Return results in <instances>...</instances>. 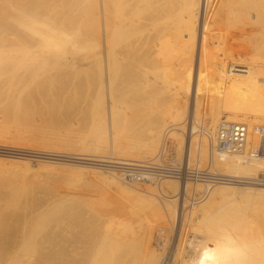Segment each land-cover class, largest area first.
Listing matches in <instances>:
<instances>
[{
	"label": "bare ground",
	"instance_id": "obj_1",
	"mask_svg": "<svg viewBox=\"0 0 264 264\" xmlns=\"http://www.w3.org/2000/svg\"><path fill=\"white\" fill-rule=\"evenodd\" d=\"M91 1L93 6L89 5L84 8L88 15V18L85 17L87 18L86 21L90 20L89 22L87 21L88 31L86 32H88V36L85 32L90 44L82 45L84 47L80 46L78 42L80 38L79 40L77 39L78 41H73L70 38L71 36L67 35V29L60 27L62 20V24L66 21L67 26L75 21L74 19L71 22V15L66 18L67 13L60 12L59 14H62L63 18L60 16L62 18L59 19L61 23H58L60 24L59 26L56 25L60 28H53L51 27V21V24L49 21V23H45L47 18H45V22L41 21L43 18L40 20L34 13L28 12L26 6H17L18 11L15 12L14 8L10 7L13 10V16L15 17L17 14L18 21L15 19L13 21L17 28L14 26L12 31V27L8 31V27L6 30V27H3L2 29L4 30H0L1 33L2 31H7L10 32L8 35H12L11 39L4 38L1 41L0 63L4 62L2 65L7 62L11 63V71L15 72L23 68H32L30 70L40 72L43 70V65L51 59V49H48L49 52L45 49L46 47L55 46L58 49L59 47L71 46L69 48H72V52H64L60 55L62 51H65L64 48L63 50L61 48L60 54L57 57L55 56L64 66V80L62 81L66 86L69 83L67 80L70 75L75 80H78L80 75H84L82 77L89 86L84 85L87 90L95 87L97 89L96 92L99 91L98 95L96 92H92L98 96L97 101L93 104L94 115L97 117L94 121L92 120L95 127L106 122H109L110 126H119L118 122L121 124L119 118H126L125 115L119 117L121 113L123 115L122 111L126 107H124L126 104H123L124 101L127 102L123 99L124 94L134 90L137 92L140 88L139 91L142 90V96L139 92L138 94L139 97H143V100H139L144 102V105L145 102L150 104L149 102H153V100L154 105L156 100L167 103V108L163 110L157 104L159 110L157 109L154 112L157 115H160V113L164 114L163 117L168 120L164 127L159 124L156 125L154 122L155 126L153 124L151 129V125L147 124L149 128L146 131L148 129L151 130L146 136L147 143L145 142L146 145H143V152L149 156L156 154L161 140L162 147H164L162 149L172 148L176 143L181 151L184 148L182 165L183 167H186V165L189 168L192 167V169H195V173L254 179L259 172H264V156L249 158L241 154L221 155L214 149L212 150L214 135L218 125L224 120L247 123L251 133L249 139L254 144L256 143V136L253 130L256 126L264 125V0ZM99 9L101 10V16ZM10 10L6 12L11 14ZM70 10L72 9L70 8ZM70 10L65 11L70 12ZM75 11L73 9L72 12L75 13ZM8 14L5 17L6 23ZM3 18V12H1L0 22ZM55 22L57 23V20ZM7 24L12 26L13 23L9 22ZM72 28L70 29L72 30ZM21 31L23 33L29 31L37 34L40 39L36 41L29 40L27 36H20ZM102 36L105 39V47ZM83 41L82 39L80 40V42ZM9 46L10 48H8ZM84 49L87 52L80 53ZM124 61H128L130 64L134 63L139 69L132 70L134 72L138 70L137 73H133L134 76L130 72L131 68L129 71L127 69L128 73L130 72L127 81L130 79L133 81L131 82L130 80L129 84L127 83L128 86L131 83L133 84L132 88L127 86L131 88V90L127 88L129 90L127 92L124 89H120L121 87L119 88L122 82H127L126 79L128 78H125L126 67L123 64ZM134 64L125 66L134 67ZM93 67H95L96 72ZM2 72L5 73V70ZM26 72H28L27 69ZM82 82L78 80L81 86H83ZM60 85L65 88L62 82ZM76 85L79 86L78 84ZM135 86L139 88L137 89ZM123 88L126 89L124 86ZM117 89L120 90L118 91ZM88 91H91V89ZM184 95H186V98ZM190 95L195 98L193 111L192 109L189 111V114L194 117V124L197 121V125L200 126L199 119H201L202 108L206 106V114H204L206 117V129L201 127L203 128L201 132H204L205 142L203 141L204 144L201 150L203 153L200 151L202 153L200 157L204 156L205 160H208L206 159L208 157V142L210 165L207 172H203L206 168L203 167L201 169L192 165L193 163L191 164L192 160H194L192 139L194 134H197L194 132H196L198 126H191L188 123V128H186V124L180 127L178 122L186 115L182 103L187 104V99L191 97ZM169 102H172V105L168 107ZM153 107L151 105V109ZM150 111L152 112V110ZM146 112L142 113L146 114ZM222 114H225L226 118L219 121ZM149 115L151 117L153 114L149 113ZM157 115L152 117L156 118ZM150 117L148 118L152 119ZM123 121L122 118V123L125 122ZM150 122L151 120L148 123ZM124 124L120 126H124ZM182 124L184 123L182 122ZM180 131H182L181 133H186L187 138L180 137ZM131 146H128L130 147L129 150H134L135 146H132L133 148ZM200 161L202 162L201 158ZM86 162H93L95 165H106L91 160ZM152 163L154 164V161ZM179 164L181 165V162ZM179 164L175 163V167L180 166ZM124 169L121 171L123 173L122 181L127 179V172L132 175L139 172L137 167H124ZM168 169L167 167L166 170ZM118 171L113 172L112 176L115 178L111 177L110 181L117 186H121L118 181V176H120ZM165 171L163 173H166ZM169 173L156 175L158 177L152 174H143L149 175L151 178H160V184L166 189L165 196L170 199L168 202L172 206H176V203L180 201L178 195L182 192L186 194L187 190L192 188L190 183L192 181H182L179 184V191L174 193L169 187L170 180L174 178V175L168 176ZM146 175L144 179L147 177ZM247 181H232L234 184L244 187L231 186L229 184H232V182L226 180L214 182L210 178L194 181L203 183L201 184L205 186L203 187L205 188L203 193H207L211 187L214 188L209 191L211 193L210 195L208 194L209 198L207 197L206 203L202 204L203 206L201 207L198 206L199 210L191 208L196 210L194 212L192 210V214L190 212L186 215L180 213L183 216L179 231H177V226H173L172 230L174 233L165 234L166 238H164L165 242L162 246L156 240L157 244H153L155 242L153 239L156 238H154L155 224L162 223L167 225L166 220L173 219L176 212H172L170 211L172 209L167 208L168 211L166 210L167 214H165L156 197H151L153 194H150L151 196H142V205L150 208L153 215L149 216H152V219L150 222L146 221V223L142 220L132 219L130 218L131 216L129 218H121L120 215L119 217L118 215H113V212L109 213L110 209L107 212L100 204L98 206L93 199L87 197H64L59 202L43 204L42 217L38 215V219L41 218L42 220L41 227L26 231V228L24 229L22 226V229L26 232L25 234H19L20 231L18 233L14 228V237L9 241H5L3 243L4 246L1 243L3 247H0V264H264V243L254 247L249 246L252 242L250 237H252L253 231L257 230L258 226L260 227L264 222L262 219L264 206H262V211L257 212L263 215L262 217L259 214L258 216L253 215L254 211L249 213L251 208L255 210V207H253L255 206V204L253 205L255 201L264 200L262 195L264 194L262 193L264 192V185ZM21 187L23 188V186ZM24 189L27 191L28 188ZM16 191H19L18 188ZM239 198L241 200L244 198L245 200L238 202ZM183 202L185 203L186 200L184 201L183 199ZM200 202H198V205H201ZM246 204H248V207L249 204H252V207L250 206L251 208L249 209ZM260 204L258 206H261ZM1 208L4 210L6 207L3 208L2 206ZM256 210L258 211V209ZM1 213L3 212H0V215H2ZM185 213L187 212L185 211ZM8 214L10 213L8 212ZM13 214L12 216L16 212ZM12 216L10 215L9 220ZM4 219L8 220L6 217ZM4 219L2 217V220ZM36 220L35 224H38ZM2 222L0 224L6 225L7 223L8 226L10 225L9 221V223ZM5 229L8 230V227ZM177 232L179 233L177 234ZM176 234L178 235L177 241L175 239L172 240V235L176 237ZM6 238L8 240V237ZM187 248L190 249L187 250Z\"/></svg>",
	"mask_w": 264,
	"mask_h": 264
},
{
	"label": "rangeland",
	"instance_id": "obj_2",
	"mask_svg": "<svg viewBox=\"0 0 264 264\" xmlns=\"http://www.w3.org/2000/svg\"><path fill=\"white\" fill-rule=\"evenodd\" d=\"M92 3L93 2L91 0H0V6H1L0 9L2 10V11L0 10V13L3 12V15H4V18L0 22V30H4L2 29L3 27L4 28L6 27L5 30L8 27V31H10L11 27H12L11 31L13 30L14 26L15 28H17V26L14 25L13 21L14 19L17 20L18 17H17V14L15 15V17L13 16V12H12L13 10L10 7H13L14 12H15V11H18L17 6H22V5L26 6L28 12L34 13V15L36 17L38 16V19L40 20L43 18V20L41 21L45 22L44 20L45 18H47L45 23H49L50 21L52 22V24L55 23L54 25H52L50 22L51 27L53 28L54 27L57 28L60 25L58 23H61V22L63 23V20L62 21L60 20L61 22L59 21V19L63 18L62 14H59V13L63 11L65 14L67 13V15L65 16L66 18L70 17L71 15V18H72L71 22L74 21V19L75 21L72 22L69 26H67L68 24H66V21H65L64 24L61 23L60 27L63 29L65 28L67 29V30L65 29L67 35L71 36L70 38L73 39V41H78L79 38L80 40L82 39V41L84 40L83 42H80V40L78 41L80 43V46L90 44L88 37H87L88 32H86L88 31L87 25L90 20H87L88 22L86 21V19L88 18L87 17L88 15L85 12L86 9L84 8L88 7L89 5L93 6ZM100 7H101V3H100ZM70 8L72 10H70ZM73 9L76 10L75 13L72 12ZM8 10H10L12 13L9 11V13L11 14H8V12H6ZM65 10H68V11L70 10V12L65 11ZM99 12L101 16L100 9H99ZM7 14L9 15L7 17L9 20V21L7 20V23L9 22L13 23L12 26H10L11 24L6 23L5 17L7 16ZM50 17H51V20H50ZM56 20H57V23L55 22ZM67 20L69 21V19ZM15 24H16V21H15ZM70 28H72V30ZM68 30H71L72 32ZM4 32H7V31H4ZM4 32L3 31L2 33L0 32V35H1L0 44H1V41L4 40V38L11 39L12 35L11 36L10 34L8 35V33L10 32H7V33H4ZM85 32L87 36L85 35ZM22 33L23 32L21 31L20 36L22 37L27 36L29 40L36 41L40 39L39 38L40 36L32 32L28 31L27 33H23V34ZM72 35L74 36L72 37ZM102 39H103V45L105 47L104 36H102ZM69 47L71 46L63 47L65 51H62L63 50L62 47H59L60 49L59 48L57 49V47L55 46L46 47L45 49L47 51L51 49L50 50L51 59H49V61L45 63L46 65L45 64L43 65L42 67L43 70H41L42 72L30 70L32 68H29V69L26 68L28 72H26L25 68L15 72L13 70L11 71L12 69L11 63L5 62L6 63L5 65H2L4 64V62L0 63V182H1L0 192L2 193V194L0 193V202H1L0 207L2 206L3 208L6 207L5 208L6 211H4L5 209L4 210L2 208L0 209V212H3L1 213L2 215H0V220H2V217L3 219L4 217H6L8 218V220L4 219L2 221H4V223L8 221L10 222V223L8 222L10 224L9 226L7 225V223H6L7 226L5 224L4 225L0 224V228L1 226H3L4 228L2 227V229L5 230L4 231L0 229L1 233L2 234L4 233L3 235L0 233L1 234L0 241H2L0 242V247L2 245L4 246L3 243H5V241H9L11 240L12 237H14L15 235V233H13L14 228H15V231H17L18 233L20 231L19 234H23V233L25 234L26 233L24 230L25 228H26V231L32 228L34 229L40 228L42 224V220L41 218L40 219L38 218L42 217L41 213H43L44 205L48 203L59 202L64 197H72V196L73 197L75 196L87 197V198L93 199L98 206L100 204V206H102V208L105 209L107 212L110 209L109 213L113 212L114 213V214L112 213L113 215H116V216L118 215V217L120 215L121 218H129L131 216L130 218L132 219L142 220V221H145L144 223H146V221L150 222V220L152 219L151 217L153 215H152V211L150 210V208H148L145 205L144 206L142 205L143 203L142 196H146V195L151 196L152 194L153 196L151 197H156V199L158 200V203H160L161 207L164 209L163 212H165V214H167L166 213L167 208L172 209V210L169 209L172 212H176L175 213L176 218L173 217V219L171 218V219L166 220L167 225L162 224V223H159L157 225L155 224L154 238L155 237L156 238L153 240L158 241V244L162 246L165 242L164 241L165 240L164 238H166L165 234H168L169 232L170 233L172 232L171 234H173L174 233L172 230L173 226H177L178 227L177 231H179V228L181 227L180 222H181L182 216L188 214L189 212L190 214H192L194 211L199 210L200 209L199 207L203 206L208 200L209 198L208 196L211 193V192L209 193V191H212L214 187L209 188V191L207 193L206 192L203 193V190H205V188H203L205 186L201 185L203 183L190 182L192 184L191 186L192 188H189L186 194L185 192L180 193L178 195V197H180V201L176 203V206L174 205L172 206V204L168 202V200L170 199L165 196L166 189L164 188V186L160 184V178H156V177L151 178L148 175L145 178L146 180H140L138 182L136 180L135 181L128 180V178L122 181L121 178H122L123 173L121 171L125 170L124 167H134V168L135 167L142 168V166L149 167V168H153V170L147 174H152V175H158V174L163 175L164 174L165 175L166 173H168L167 171H165L167 167L170 170H174L175 163L179 164L181 162V165H182V162H183L182 159L184 157L183 151L185 150L183 148L181 151L177 143L174 144L172 148L162 149L164 147H162V144H161L162 141L160 140V146L158 148L159 152L157 150L156 154L152 156H149L142 150V148L144 147L143 145L144 144L146 145L147 143L146 136L149 134V131L152 129V125L154 124L155 126V123H156V125L159 124V125H162V127H164L165 123L168 121L166 117H163L164 114L163 115L161 113L160 115H157V113L155 114L156 110L157 109L159 110V108L161 110L166 109L167 103L165 104L164 102L156 100L155 105H154V100H153V102H149L150 104L148 103L146 104L145 102V105H146L145 106L143 104L144 102L142 101L140 102V100H143V97H141L142 90L139 91L140 89L139 87L135 86V88L137 89L139 88L138 90L136 89L137 92L134 90L135 89L134 87H133L134 88L133 92H127L129 91L128 89L131 90L133 86L132 83H131L132 85L130 84L131 88H128L130 86L127 85V83L129 84L131 80L130 79L129 81H127L129 79L130 72L131 74L137 73L139 69L138 67H136L134 63H133L134 67L136 68H134L133 66L131 67L125 66V65H133V64H130L128 61L127 62L124 61L123 64H125L124 67H126L125 68V75H126L125 78L126 77L128 78L126 79L127 82L125 83L122 82L125 85L121 83L122 86L120 85L119 88L121 87L120 89H124L125 92H127L125 93L124 91L121 90L123 93H125L124 94L125 96H123V99L126 100L127 102L125 101L123 102V104H126L124 105V107L126 106L125 107L126 109L123 107L124 108V110L122 111L123 115L121 113L119 117L125 115L127 119L124 117H121L119 119L121 120V124H124V123L125 124L124 126L123 125L120 126L121 124L120 122H118L119 123L118 125L120 126L119 127V126H110L109 122L108 123L106 122L103 125H99L95 127V125L92 123V120L94 121V119H96L97 117L96 115H94L95 112L93 111V107H94L93 104H95V102L97 101L98 96H96V93L98 95L99 91L96 92L97 89L95 87L89 88L91 89V91H88L89 89L87 90L85 86H88V85L85 79L83 78L84 75H80L81 77L79 76V79H78L79 81L81 80L84 82V83L82 82L83 86L79 85L81 82L78 83V80L77 79L75 80L74 78H72L73 76L71 75L70 77H68V80L69 78L70 80L69 81L67 80V82H69L68 84H70L69 86H67L68 84L65 86L64 82L62 81L64 80V77H63L64 76L63 75L64 66L56 57L58 54H60L59 52L61 51L62 52L60 55H62L64 52H69V53L72 52V48L70 49ZM8 48H10V46ZM81 51L82 52L80 51L78 52L80 53L87 52V50L85 49ZM1 68L5 70V73L2 72L3 70ZM93 68L95 71V67ZM127 69L128 71L129 69L131 71L128 73ZM135 69H138V70H136L135 72L132 71ZM31 71L32 73H30ZM125 78L123 77L124 81H125ZM60 80L62 82V85L64 84L63 86L65 88L61 87ZM131 82L133 81L131 80ZM74 83L78 84L79 86H77L76 84L74 85ZM123 86L126 87V89L127 88L128 89L126 90L125 88H123ZM120 89H117V90L119 91ZM92 92H96V93H92ZM138 92L141 95L140 97H139ZM126 94L128 97L126 96ZM185 96L186 95H184V97ZM191 98H194V96L192 95L191 97H188L189 100L187 99V102H188L187 104L182 103L183 109H185V114L187 116L184 115V118L178 121L180 127L181 125L183 126L185 124H186V128H188L190 124L191 126L197 125V121H196V124H194L195 120H194L193 115L189 114L190 109H192L193 111V108H194L193 103H195V98L194 99H191ZM135 103H137V105H135ZM157 104L160 106V107L158 106L159 108L157 107ZM161 104L163 105L161 106ZM168 104H169L168 105L169 107L172 105V102H169ZM151 105L152 107L154 106L152 109H151ZM185 105H186V108H185ZM190 105H191V108H190ZM141 107H143L144 110ZM205 108L206 106L202 108L203 109L201 112L202 115L200 116L201 119H199V124L204 129H206L205 128L206 120H203L202 117H204L203 115L206 114ZM125 110L128 114L125 112ZM140 110L141 111L143 110L142 112H146L148 110L147 112L153 115H157V117L155 116L156 118H153L154 117L153 115H151L150 117L149 113L146 112L145 114V113H142ZM150 110H152L153 113ZM80 111L81 112L83 111V112L81 113ZM143 114H144V117H143ZM140 116L144 119H142ZM148 117L152 118L153 121L152 119H149ZM122 118L124 121L126 119L125 122L123 121L124 123H122ZM129 118H132V119H129ZM223 118H226L225 114H222L219 121H221ZM120 120H117V121H120ZM149 120H151L150 123H148ZM182 122L184 124H182ZM147 124L151 125L150 127L151 129H148L146 131V129L149 128V125ZM181 132L182 131L179 132L180 137L184 139L187 138L186 136L187 134L181 133ZM193 137L195 138V139L194 138L192 139V150L194 151L193 152L194 160H192L193 162H191V164L193 163L192 165L198 168H201V169L203 167L208 168V166L210 165L209 158H208L210 157L209 146H208L209 144L207 142L208 157H206V159L208 160H205L204 156L200 157L203 153V151L201 150L204 144L203 141L205 140L204 139L205 137L203 136V134L201 135L194 134ZM200 137L202 140L200 139ZM131 145L135 146L134 150H131V149L129 150L130 147L128 146H131ZM132 146L131 148H133ZM163 154H165L166 156ZM180 154H181V157H180ZM203 157H204V160H203ZM180 158H181V161H180ZM200 158L202 162L200 161ZM89 160L95 161L99 164L101 163V164H106V165H95L93 164V162L87 163L86 161H89ZM152 161H154V164L152 163ZM130 164H133V165H130ZM107 165H110V166H107ZM114 169L119 170L118 174L120 173L119 174L120 176H118L119 177L118 181L121 184V186H117L115 183L110 181L111 177H114L112 176L113 172L116 171ZM163 171H165L166 173H163ZM168 176H172V175L169 174ZM14 181L15 182L17 181V182L15 183ZM182 181L184 182V180H178L176 179V176H174V178L170 180V185H169L170 190L173 191L174 193L179 191V184ZM5 182L7 185L5 184ZM198 185L199 187H197ZM229 185L240 186V187L242 186V185H238L234 183L229 184ZM21 186H23V188ZM17 188L19 191H16ZM24 188L26 189L28 188L27 191ZM7 190L9 191L6 192ZM262 193L260 192V194ZM262 195L264 196V194ZM183 199L184 201L186 200L185 203L183 202ZM198 200L201 201L200 202L201 205H198L199 204ZM243 200L245 199L242 198L241 200V198H239V200L237 201L239 202ZM260 201H255L254 203L252 202L253 205L255 204V206H253L255 207V210L251 208L252 204H249V207L247 206L248 204H246V206L249 209L251 208V211H249V213L254 211L252 214L255 216H258L259 213L257 212L262 211L261 210L263 208L262 206H264V200H260ZM249 203L251 202L249 201ZM259 204L261 206H258ZM36 207L38 208L41 207V208L38 209ZM191 208L193 209L197 208V209L193 210ZM256 209H258V211ZM105 210H102V211H105ZM185 211L187 213H185ZM8 212L10 214H8ZM13 212L14 214L16 212L15 214L16 216L13 214ZM180 213H182L183 215ZM3 214H6V215L3 216ZM12 214L14 216H12ZM146 214L148 215V218L150 219L147 218ZM7 215L9 216L7 217ZM10 215L12 216L11 217L12 220L11 219L9 220ZM150 215L152 216L149 217ZM260 215L261 214H259V216ZM132 216L135 218H133ZM262 216L263 215H261V217ZM262 219L264 221V216L262 217ZM35 220L36 222H38V224L37 223L35 224ZM2 221H0V223H3ZM5 226L8 227L9 231L5 229L6 228ZM22 226L24 227V229H22L23 228ZM178 233L179 232H177V234ZM9 234L11 237L9 236ZM177 234H176V237L175 235L174 236L172 235V240L175 239L177 241L178 239ZM251 236L252 237L250 238H252V242L249 244L250 247H254L256 245H261L264 243V222L262 223L260 227L258 226L257 230L253 231V234ZM1 237H2V240H1ZM6 237H8V240H6L7 239ZM156 241L153 243L154 245L155 243L157 244ZM188 249L190 248H187V250Z\"/></svg>",
	"mask_w": 264,
	"mask_h": 264
},
{
	"label": "built area",
	"instance_id": "obj_3",
	"mask_svg": "<svg viewBox=\"0 0 264 264\" xmlns=\"http://www.w3.org/2000/svg\"><path fill=\"white\" fill-rule=\"evenodd\" d=\"M202 118L203 120H206L205 116ZM201 129L203 130L200 125L194 133L203 134L204 132H201ZM253 132L256 136L255 144L249 139L251 133L247 123L241 121L224 120L218 125L216 133L214 135V145L212 147V150L214 149L217 153L221 155L241 154L246 155L249 158H257L259 156H264V125L256 126ZM152 170L153 168L142 166V169L140 170L139 168V172H136L134 175L127 172L126 177L131 181L146 180L144 179L146 174L143 173H149ZM207 170L208 168H206V170H203V172H207ZM166 171L170 172L169 174L176 176V179L178 180H186L192 182L197 181L198 179L201 180L209 178L214 182L224 180L228 182H242L250 180L247 182L258 185H264V172H260L254 179H246L228 176L225 177L221 175L195 173V169H192V167L189 168L188 165H186V167H183L182 165L181 167H175L174 170L168 169Z\"/></svg>",
	"mask_w": 264,
	"mask_h": 264
}]
</instances>
